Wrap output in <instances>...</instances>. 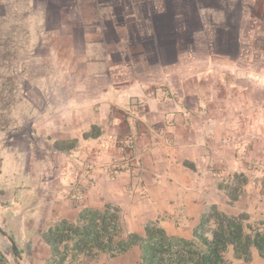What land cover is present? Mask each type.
Returning a JSON list of instances; mask_svg holds the SVG:
<instances>
[{
  "label": "crops",
  "instance_id": "1",
  "mask_svg": "<svg viewBox=\"0 0 264 264\" xmlns=\"http://www.w3.org/2000/svg\"><path fill=\"white\" fill-rule=\"evenodd\" d=\"M113 2L103 12L95 11L107 32L95 28L81 33V60L75 66L82 76L92 78L89 85L94 89L88 100L92 109L79 114H87L88 124L75 127L73 137L81 157L97 166L91 172L95 183L82 188L85 201L57 209L65 220L55 222L77 224L87 211L103 213L114 206L129 236L145 238L146 227L153 225L169 238L207 251L200 238L213 242L209 232L223 224L215 217L218 213L232 219L244 236L236 237V247L227 245L226 264H264V254L245 238L253 241L247 229L254 222L264 226V177L255 176L259 171L243 160L252 151L264 158V133L244 134L243 113L234 102L236 84L225 87L228 98H224L219 91L226 75H209L215 66L225 65L212 60L209 50L196 55L197 42L187 51L183 46L193 36L206 38V44L216 37L223 51L236 54L240 34L234 40L235 32H190L202 25L203 15L211 13L200 6L204 0H151L158 8L142 11L141 22L136 21V3H129L128 10L124 0L120 5ZM142 23L144 28L139 26ZM129 24L134 32H119ZM99 34L103 39L92 40ZM173 91L180 94L184 106L161 101ZM138 102H142L139 117L128 121L127 110ZM127 153L134 155L132 160L122 163L119 176L112 180L116 168L111 159ZM98 155L110 164L98 162ZM141 258L142 249L135 245L105 264H130Z\"/></svg>",
  "mask_w": 264,
  "mask_h": 264
},
{
  "label": "rangeland",
  "instance_id": "2",
  "mask_svg": "<svg viewBox=\"0 0 264 264\" xmlns=\"http://www.w3.org/2000/svg\"><path fill=\"white\" fill-rule=\"evenodd\" d=\"M122 1L0 0V264H54L52 260L56 257L44 236L56 222L65 220L57 209L85 201L82 188H90L95 183L91 172L97 166L93 168L96 164H91L88 157L87 160L81 157L73 137L75 127L88 124L87 114L86 117L79 114L92 109L88 100L94 95V89L89 85L92 78L82 76L75 66L81 60L78 58L81 33L95 32V28L107 32L105 21L98 17L96 8L103 12L105 6L112 2L120 5ZM124 2L128 10L131 8L129 3L137 4L136 21L142 11L158 8L151 0ZM200 6L211 13L203 15L201 27L189 31L235 32L234 40L240 34V47L236 45L238 53L223 51L216 37L206 44V38L201 35L198 39L193 36L183 45L184 49L189 50L197 42L196 55L209 50L212 60L225 65L215 66L209 75L212 78L214 72L226 75L219 91L224 98H228L225 87L236 84L234 102L236 110L243 113L244 134L263 135L264 0H204ZM139 26L144 28L143 23ZM135 27L138 29V23ZM134 31L133 25L129 24L127 29L119 32ZM91 38L97 40L103 36ZM249 90L252 92L247 93ZM172 96L178 97L175 103L179 107L184 106L176 91L166 95L163 102H173V98L166 101V97ZM141 103H134V107L127 110L128 121H131L129 114L133 110L138 112ZM224 105H231V102H224ZM81 133L83 135L84 130ZM60 148L65 152H60ZM256 154L255 151L247 153L248 158L243 160L250 161L254 170L259 171L255 176L263 178L264 158ZM133 156L127 153L121 158L130 161ZM98 158L101 159L97 161L103 164L110 162L103 160L102 155ZM115 158L121 159L115 156L112 162ZM120 167H114L116 170L111 179L116 172L120 174ZM104 168L100 166L99 169ZM118 216L117 241H125L129 235L120 210ZM65 217L71 218L70 215ZM215 217L218 222H223L222 218ZM217 228L213 227L209 233H214ZM250 228L247 232L252 237L257 233L264 234L261 223L254 222ZM59 253V257L77 254V259L67 264H105L125 255L110 258L107 253L92 254L91 251L80 255L68 241L61 245ZM130 262L146 264L142 258Z\"/></svg>",
  "mask_w": 264,
  "mask_h": 264
},
{
  "label": "trees",
  "instance_id": "3",
  "mask_svg": "<svg viewBox=\"0 0 264 264\" xmlns=\"http://www.w3.org/2000/svg\"><path fill=\"white\" fill-rule=\"evenodd\" d=\"M77 205L75 204V206ZM107 208L108 210L103 213L96 211L85 212L81 215L80 221L77 224L62 221L51 228L44 238H46L47 244L52 247L54 257H56L52 260L54 264H67L77 259V254L71 257L61 254V257H59L61 245L67 241L73 245L74 251L80 253V255L85 251L88 253L95 249L104 251L114 246L123 248L122 251H129L131 247L136 245L142 249V261L146 264H175L173 258L169 260L167 258V262L165 263L164 260L158 258V255L163 252L169 253L171 247L175 244H182L195 248L196 251L194 254L200 256L199 264H226L223 253L227 245L230 243L236 247V237H244L242 228H236V224L232 219L216 213L218 218H222L223 224H219L220 227L212 233L213 242L208 243L203 238H200L202 243L207 247V251L202 250L199 245L194 243L169 238L162 230L156 227L147 228L145 238L130 235L125 241H117L114 235L110 237L109 244H105L103 242L106 237L105 233H108L109 228L117 229L119 220L118 211L111 206ZM224 222L227 224H224ZM235 228L236 230H233ZM249 237L248 235L247 237L245 236L246 242H251L264 254V234L257 233L253 241ZM177 264H187V260L183 255Z\"/></svg>",
  "mask_w": 264,
  "mask_h": 264
},
{
  "label": "built area",
  "instance_id": "4",
  "mask_svg": "<svg viewBox=\"0 0 264 264\" xmlns=\"http://www.w3.org/2000/svg\"><path fill=\"white\" fill-rule=\"evenodd\" d=\"M149 97H151V95H149ZM171 98H173L172 100L174 101H177L178 97L177 96H172V97H168L166 98V101H171ZM163 101V99L161 100ZM130 119L129 120H132L134 119L135 117L138 116V112L136 110H133L130 114ZM131 149H134L135 148V143L134 141L132 142V144H130L129 146ZM122 163L124 164H128L129 163V160L128 159H120V160H117L115 159L112 164L114 167H119ZM110 167V166H109ZM116 175L114 177H112L113 180L117 179V177L119 176V173L116 172L115 173ZM119 222V220H118ZM117 229H111L109 228L108 230V233H105L106 237L104 238L103 242L105 244H109V239L110 237H113L115 235L116 237V240L117 238H119L118 234H119V231H120V225L117 223ZM154 226L153 225H149L146 227L147 228H153ZM123 248L121 247H118V246H114L113 248L111 249H107V250H101V249H95L94 251H92V254L95 252V253H107L108 256L110 258H113V257H116V256H120V255H123L125 253L128 252V250L126 251H122ZM195 248H192V247H187V246H184L182 244H175L171 247L169 253L168 252H163V253H160L158 255V258L159 256L161 258L159 259H164V262L166 263L167 262V258L168 260L170 258H173V261L175 262V264H177L179 261H180V257L183 255L184 258L187 260V264H199L200 263V256H196L194 253H195ZM144 263V262H143Z\"/></svg>",
  "mask_w": 264,
  "mask_h": 264
},
{
  "label": "water",
  "instance_id": "5",
  "mask_svg": "<svg viewBox=\"0 0 264 264\" xmlns=\"http://www.w3.org/2000/svg\"><path fill=\"white\" fill-rule=\"evenodd\" d=\"M13 248H14V251L17 253V250H16V246L15 245H13Z\"/></svg>",
  "mask_w": 264,
  "mask_h": 264
},
{
  "label": "flooded vegetation",
  "instance_id": "6",
  "mask_svg": "<svg viewBox=\"0 0 264 264\" xmlns=\"http://www.w3.org/2000/svg\"><path fill=\"white\" fill-rule=\"evenodd\" d=\"M51 165H52V162H51ZM51 165H50V166H51ZM49 169H50V168H49ZM52 169H53V167H52ZM50 171H51V170H50Z\"/></svg>",
  "mask_w": 264,
  "mask_h": 264
}]
</instances>
